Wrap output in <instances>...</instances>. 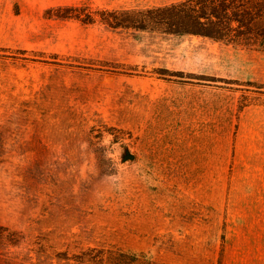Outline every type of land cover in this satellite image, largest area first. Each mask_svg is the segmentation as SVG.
I'll list each match as a JSON object with an SVG mask.
<instances>
[{"label": "rangeland", "instance_id": "obj_1", "mask_svg": "<svg viewBox=\"0 0 264 264\" xmlns=\"http://www.w3.org/2000/svg\"><path fill=\"white\" fill-rule=\"evenodd\" d=\"M177 1L0 0V264H264V53L99 21Z\"/></svg>", "mask_w": 264, "mask_h": 264}, {"label": "trees", "instance_id": "obj_2", "mask_svg": "<svg viewBox=\"0 0 264 264\" xmlns=\"http://www.w3.org/2000/svg\"><path fill=\"white\" fill-rule=\"evenodd\" d=\"M67 11L71 16L57 17L84 24L96 22L95 14L90 12L82 15L75 7ZM99 21L111 31L145 32L164 38L196 37L264 53V0H180L151 8L102 11ZM0 231L1 236L7 229ZM57 259L64 264H159L145 253L103 247L89 248L72 257L61 253Z\"/></svg>", "mask_w": 264, "mask_h": 264}, {"label": "water", "instance_id": "obj_3", "mask_svg": "<svg viewBox=\"0 0 264 264\" xmlns=\"http://www.w3.org/2000/svg\"><path fill=\"white\" fill-rule=\"evenodd\" d=\"M133 158H134L133 156L130 157L131 160H132Z\"/></svg>", "mask_w": 264, "mask_h": 264}]
</instances>
